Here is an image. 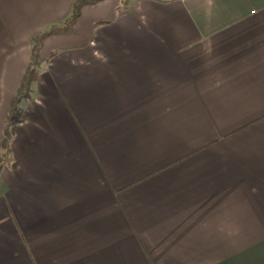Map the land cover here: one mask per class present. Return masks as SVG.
Instances as JSON below:
<instances>
[{"label": "crops", "instance_id": "obj_1", "mask_svg": "<svg viewBox=\"0 0 264 264\" xmlns=\"http://www.w3.org/2000/svg\"><path fill=\"white\" fill-rule=\"evenodd\" d=\"M74 2L0 0V264H264V0L84 3L35 60Z\"/></svg>", "mask_w": 264, "mask_h": 264}, {"label": "trees", "instance_id": "obj_2", "mask_svg": "<svg viewBox=\"0 0 264 264\" xmlns=\"http://www.w3.org/2000/svg\"><path fill=\"white\" fill-rule=\"evenodd\" d=\"M99 1H101V0H75L74 4L72 6V11L70 13V16L63 23L62 26H53L48 31H46L45 33H43V34H41L35 38L36 45L34 46V50H35L34 55H33L34 59L36 60V57H37L36 56V50L38 48L39 40L41 38H44V37L52 34L54 31H66L78 18L82 4H84V3L94 4V3L99 2ZM34 64H35V61L31 63L30 67L26 71L22 85L18 91V95L16 96L14 103L19 99V97L24 95L29 90L30 83L32 81V75L34 72ZM7 138H8V136H6L5 148H7V143H8Z\"/></svg>", "mask_w": 264, "mask_h": 264}]
</instances>
